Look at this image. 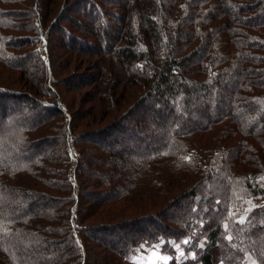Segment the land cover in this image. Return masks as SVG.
I'll list each match as a JSON object with an SVG mask.
<instances>
[{"label":"trees","instance_id":"16d2710c","mask_svg":"<svg viewBox=\"0 0 264 264\" xmlns=\"http://www.w3.org/2000/svg\"><path fill=\"white\" fill-rule=\"evenodd\" d=\"M153 245L264 264V0H0V264Z\"/></svg>","mask_w":264,"mask_h":264},{"label":"rangeland","instance_id":"374dc122","mask_svg":"<svg viewBox=\"0 0 264 264\" xmlns=\"http://www.w3.org/2000/svg\"><path fill=\"white\" fill-rule=\"evenodd\" d=\"M153 102L154 101L152 100L151 103ZM248 203H249L248 207H253L255 205L252 200L250 201L248 200ZM154 250L158 251V255L155 257L152 256V252ZM165 256L169 258L166 262L163 259H161V257H165ZM170 260H171L170 256L163 254L162 251L160 250V247H157V249L149 250L147 252L138 251L133 257L134 264H138V262L139 264H169ZM250 264H260V263L253 261Z\"/></svg>","mask_w":264,"mask_h":264},{"label":"snow or ice","instance_id":"6c2138e0","mask_svg":"<svg viewBox=\"0 0 264 264\" xmlns=\"http://www.w3.org/2000/svg\"><path fill=\"white\" fill-rule=\"evenodd\" d=\"M241 223H243L244 221H243V218L241 219V221H240ZM184 243H187V241H184ZM179 245H177V247H178ZM157 247L158 246H156V245H153V248L154 249H157ZM158 255V251H156V250H154L153 252H152V256L153 257H155V256H157ZM151 259V258H150ZM161 259H163L165 262L169 259L168 257H161ZM138 264H139V262H138Z\"/></svg>","mask_w":264,"mask_h":264}]
</instances>
